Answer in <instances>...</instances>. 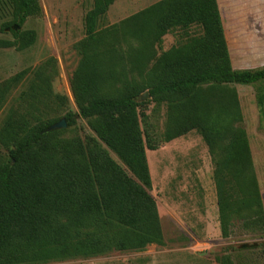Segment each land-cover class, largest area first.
I'll use <instances>...</instances> for the list:
<instances>
[{"label": "trees", "instance_id": "trees-1", "mask_svg": "<svg viewBox=\"0 0 264 264\" xmlns=\"http://www.w3.org/2000/svg\"><path fill=\"white\" fill-rule=\"evenodd\" d=\"M116 1L91 0L85 13L70 81L78 114L53 91V57L32 70L29 85L7 109L0 128L6 152L0 154V264H46L164 244L146 154L161 141L141 125L148 119L141 110L146 90L166 105L163 142L192 130L203 136L214 163L221 236L234 235L236 219L248 234H264L263 201L234 86H254L264 127V65L233 67L218 0H161L105 26ZM4 5L9 18L1 30L13 39L0 47L30 48L37 33L22 27L42 14L40 1ZM172 31H179L180 42L159 53ZM30 71L0 84V109ZM50 109L64 110L68 126L78 116L86 119L93 134L48 131L61 119L49 116Z\"/></svg>", "mask_w": 264, "mask_h": 264}, {"label": "rangeland", "instance_id": "rangeland-1", "mask_svg": "<svg viewBox=\"0 0 264 264\" xmlns=\"http://www.w3.org/2000/svg\"><path fill=\"white\" fill-rule=\"evenodd\" d=\"M39 1L42 14L29 18L22 27L23 30L36 31L35 44L23 51L0 47V84L24 70H31L12 89L0 109V128L7 109L33 78L32 70L50 57L56 59L58 72L52 81L53 91L66 98L67 110L78 114L70 81L80 61L75 45L84 37V16L91 7V0ZM159 1L117 0L103 23L105 26L119 23ZM218 3L233 67L263 66L264 0H218ZM8 18V8L4 0H0V41L13 39L9 31L1 30ZM197 32L192 31L193 34ZM179 42V31H172L164 36L158 52L168 51ZM234 86L243 116L241 126L249 139L264 207V127L256 104L255 88L251 85ZM143 101H148L141 108L148 119L141 125L149 126L153 136L161 141L158 149L147 148L146 154L152 180L151 193L157 202L164 244H151L140 251H114L46 264H264V234H248L240 219H236L234 235L229 238L221 236L214 163L203 136L192 130L163 142L166 105L156 103L150 96ZM65 113L64 110L50 109L49 116L62 119ZM64 129L67 130L66 136L93 134L87 120L79 116L75 124ZM5 153L0 147V154ZM110 153L129 171L116 153Z\"/></svg>", "mask_w": 264, "mask_h": 264}, {"label": "water", "instance_id": "water-1", "mask_svg": "<svg viewBox=\"0 0 264 264\" xmlns=\"http://www.w3.org/2000/svg\"><path fill=\"white\" fill-rule=\"evenodd\" d=\"M150 96L149 92L144 93L143 95H141V100H146L148 97ZM67 127V122L65 120V118L60 119L58 122L52 124L48 131L51 130H61Z\"/></svg>", "mask_w": 264, "mask_h": 264}]
</instances>
